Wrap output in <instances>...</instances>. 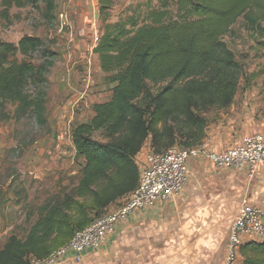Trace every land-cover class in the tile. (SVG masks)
<instances>
[{
  "label": "trees",
  "instance_id": "obj_1",
  "mask_svg": "<svg viewBox=\"0 0 264 264\" xmlns=\"http://www.w3.org/2000/svg\"><path fill=\"white\" fill-rule=\"evenodd\" d=\"M96 3L102 32L93 54L112 85L111 97L94 104L89 121L71 130L72 145L84 159L75 185L48 197L23 237L5 239L0 264L45 259L118 205L138 184L135 157L147 141L153 153L200 145L205 115L233 103L244 75L223 37L240 19L245 29L264 36V0H175V19L162 6L140 25L131 18L109 23L114 0ZM39 5L51 20L54 0H0L5 18L12 8ZM260 46L264 51V42ZM40 51L42 63L27 61ZM52 56L35 36L0 42V122L10 119L4 112L9 104L13 119L31 114L36 125L46 127L44 85ZM240 255L241 264H264V240L245 243Z\"/></svg>",
  "mask_w": 264,
  "mask_h": 264
},
{
  "label": "rangeland",
  "instance_id": "obj_2",
  "mask_svg": "<svg viewBox=\"0 0 264 264\" xmlns=\"http://www.w3.org/2000/svg\"><path fill=\"white\" fill-rule=\"evenodd\" d=\"M54 1L56 9L51 20L43 16L42 5L12 8L6 18L0 7V42L17 44L23 36H35L53 54L44 85L46 127L36 125L31 114L13 119L14 107L9 104L4 112L10 119L0 122V246L12 234L25 235L48 197L75 185L82 166L80 157L75 158V168L67 171V163L57 155L61 150L69 152L66 143L69 133L75 125L89 121L92 106L111 97L112 85L105 82L93 54L94 36L102 32L96 0ZM162 6L171 18H176L175 0H114L109 23L131 18L140 25L149 11ZM263 37L257 31L245 29L241 19L233 25L230 35L223 37L243 67L240 87L264 86V74H261L264 51L260 46ZM17 60L21 61L22 57L18 55ZM27 61L42 63L41 51ZM250 75L255 76L251 82ZM28 90L32 92L33 87L29 86ZM144 236L122 234L108 252L67 264H216L218 260L217 252L207 258L198 253H184L173 237L169 253L167 249L163 251L166 245L160 237L150 251L151 244Z\"/></svg>",
  "mask_w": 264,
  "mask_h": 264
},
{
  "label": "crops",
  "instance_id": "obj_3",
  "mask_svg": "<svg viewBox=\"0 0 264 264\" xmlns=\"http://www.w3.org/2000/svg\"><path fill=\"white\" fill-rule=\"evenodd\" d=\"M254 75L248 78L250 82L255 79ZM205 118L208 125L201 144L211 152L237 146L254 134L264 135V86L240 87L239 82L233 103L224 109L211 110ZM66 143L69 152L61 150L57 158L67 163L65 169L68 171L75 168L77 156L71 131ZM148 152L149 141L135 157L139 168ZM79 157L83 164V157ZM243 204L264 208V165L250 173L246 169H216L203 158L190 159L187 183L174 202L137 212L128 222L116 227L103 248L87 252L83 258L108 252L122 234H145L144 239L151 244L150 251L154 250L152 244L159 237L165 241L163 251L170 250L173 237L184 253H198L207 258L217 252L216 264H220L230 225ZM70 262L76 261L67 258L63 264Z\"/></svg>",
  "mask_w": 264,
  "mask_h": 264
},
{
  "label": "built area",
  "instance_id": "obj_4",
  "mask_svg": "<svg viewBox=\"0 0 264 264\" xmlns=\"http://www.w3.org/2000/svg\"><path fill=\"white\" fill-rule=\"evenodd\" d=\"M98 37L94 36V46ZM196 158H203L216 169H246L252 173L264 165V135H251L239 145L217 153L209 151L203 144L190 149L171 147L160 153H146L139 168L138 184L127 197L77 230L49 257L32 259L30 264H63L67 258L79 262L87 252L100 250L116 227L128 222L137 212L174 202L187 183L188 161ZM259 239H264V208L243 204L230 225L220 264H241L243 243Z\"/></svg>",
  "mask_w": 264,
  "mask_h": 264
}]
</instances>
